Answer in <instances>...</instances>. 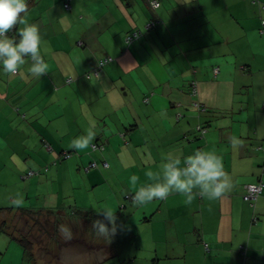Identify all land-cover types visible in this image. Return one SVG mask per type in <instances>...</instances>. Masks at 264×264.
I'll use <instances>...</instances> for the list:
<instances>
[{"label": "crops", "instance_id": "crops-1", "mask_svg": "<svg viewBox=\"0 0 264 264\" xmlns=\"http://www.w3.org/2000/svg\"><path fill=\"white\" fill-rule=\"evenodd\" d=\"M259 1L162 0L153 11L146 0H78L70 14L60 0L30 6L27 19L40 26L46 41L41 54L48 74L31 77L30 60L16 76L0 66V174L19 180L23 172L42 171L57 151L53 144L51 151L45 148V141L58 146L89 131L91 143L124 140V149L133 147L141 159L126 166L140 167L133 174L136 185L125 180L133 193L152 183L146 173L160 171L168 153L214 152L233 190L216 200L197 196L191 204L179 194L142 207L131 204V210L125 204L120 222L126 227L117 234L133 236L134 242L117 247L113 240L105 261L264 264V190L255 211L244 198L246 185L264 184V0ZM150 20L160 23L147 31ZM138 28L140 38L127 43ZM107 56L113 60L94 72ZM229 137L240 144L234 147ZM90 149L80 150L79 166L90 163ZM98 167L89 179L105 172ZM49 172L48 184L60 168L50 177ZM36 181L43 178L30 184ZM142 237L151 238L153 247L138 246Z\"/></svg>", "mask_w": 264, "mask_h": 264}, {"label": "rangeland", "instance_id": "rangeland-1", "mask_svg": "<svg viewBox=\"0 0 264 264\" xmlns=\"http://www.w3.org/2000/svg\"><path fill=\"white\" fill-rule=\"evenodd\" d=\"M97 139V138H96ZM122 139V138H121ZM72 141L68 139H63L61 143L56 146L55 142H49L53 144L57 150L55 155L52 157L53 161L50 165V172L46 175L49 177L52 173H55V167L58 163L60 172L57 175L55 182L48 184L47 182L36 181L33 184V187L29 188L28 184L21 181L14 183L15 180L11 179L12 175L10 174H0V180L11 179L9 184L5 186L0 184V208L4 205H10L12 199L19 198L17 194L21 196H26L29 192L31 196L35 197L33 203H41L44 200L53 203L59 202H69L67 203L66 208L76 207V210H85L88 213L89 219L91 221L97 219L96 211H99L101 208H110L114 213L118 214L119 218L117 223L120 222V217L125 219V209L123 206L128 205V210L132 209V203L127 199L129 194H134L133 192L126 190L125 180L131 177L133 174L138 171L140 168L136 166L133 169L126 168L128 165H133L135 161L138 163L141 161L138 155L134 152L133 147L126 146L130 150L124 149L121 145H124V140H103L101 142H94V148H91V151L87 152L89 162L96 163V166L89 165V163L79 166L78 159L80 158V150H72L74 157L63 158L61 155V150L67 149L71 145ZM52 147V146H51ZM56 160V163L54 164ZM102 160L106 162L108 169L105 164H102ZM78 163V164H77ZM97 164L104 169V173L99 175L96 179H89L88 175L91 171L97 168ZM99 168V167H98ZM8 169L11 170V167L8 166ZM37 177V176H36ZM13 199V200H14ZM120 201V202H118ZM62 203V204H66ZM125 205V206H126ZM119 212H116L118 208ZM32 218V217H31ZM44 222L42 219L41 223ZM74 224H77L75 221H72ZM33 223V220H32ZM31 224V223H30ZM22 233H26L25 225L21 226ZM44 230L52 231L50 224H44ZM71 228L70 235L62 236L58 232V243H55V240L51 236H45L44 232L39 231L33 232L32 235H29V239L35 242L36 245L43 246L44 248L54 250L53 254H48L45 251L42 253V256L46 261L54 262L53 264H122L113 262L111 260H106V246L108 245V240L105 238H99L95 235L91 229L90 224H85V230L82 232V226L79 223V226ZM75 229L77 231H75ZM79 230V231H78ZM148 230H143L142 235L146 236ZM117 247H126L127 244L134 242V237L129 235H124L119 233L115 236V239L112 238V241ZM151 238L142 237L138 240V246L142 248H152L153 243ZM58 244V245H57ZM9 245L8 237L0 235V249L5 252L2 257L0 255V261L3 260L5 264H21L22 259V249L15 243L14 246L7 248ZM38 247V246H37ZM241 248L244 246H240ZM243 249V248H242ZM121 254L126 253L120 251ZM17 256V257H16ZM141 256V254H140ZM61 257V261L52 259H58ZM153 259H155L153 257ZM2 264V263H0ZM35 264H39L36 262ZM126 264H132L131 262ZM135 264H148L141 261H136Z\"/></svg>", "mask_w": 264, "mask_h": 264}, {"label": "clouds", "instance_id": "clouds-1", "mask_svg": "<svg viewBox=\"0 0 264 264\" xmlns=\"http://www.w3.org/2000/svg\"><path fill=\"white\" fill-rule=\"evenodd\" d=\"M28 11L27 0H0V66L6 74L16 76L22 74L30 58L28 74L41 79L48 74L49 67L41 54L46 41L40 26L29 23ZM92 138L93 133L89 131L74 139L70 146L76 150L87 149L92 146ZM229 142L234 147L240 144L235 137H229ZM102 164L107 166L105 161ZM89 165L96 166V163L91 162ZM146 175L152 183L139 187L134 194L127 196L134 207L145 206L156 199L166 200L176 194L185 197L186 204H191L197 196L216 200L229 194L235 187L232 178L224 170L222 157L205 150H197L189 156L168 153L161 170L155 173L149 171ZM138 180L135 175L131 177L133 185ZM17 196L19 198L12 202L19 207L23 197L20 194ZM96 214L99 218L91 222V229L99 238L111 241L118 230L126 227L123 222L117 223L119 218L110 208H101ZM57 230L62 236L71 234V228L67 225L61 224Z\"/></svg>", "mask_w": 264, "mask_h": 264}, {"label": "trees", "instance_id": "trees-1", "mask_svg": "<svg viewBox=\"0 0 264 264\" xmlns=\"http://www.w3.org/2000/svg\"><path fill=\"white\" fill-rule=\"evenodd\" d=\"M40 0H27L28 2V6L30 8L31 7H36L39 4ZM47 4V6H52L55 4V0H44ZM62 3V9L63 12L66 13H73L75 10H78V8L76 7V1L78 0H60ZM150 9L155 11L157 10L161 5H162V0H157L159 2V6L154 8L151 3L150 0H146ZM251 3L253 4H257V3H261L259 0H251ZM262 9H264V3L261 5ZM81 14V12H79ZM81 17V15L79 16ZM160 23V21L157 20H150L148 23L145 24L144 29H146L147 31L149 30H153L156 28V26ZM261 25L264 24V19L261 20ZM22 27V26H21ZM260 33L264 34V28L262 26V29L260 30ZM142 35V30L140 28L138 29H134L132 30L127 36H126V41L127 43H131L133 41H135L136 39L140 38V36ZM129 39V40H128ZM30 60V58H29ZM113 59L110 56L104 57L103 59L99 60V63L104 62L103 66L110 63V61H112ZM99 63L96 66V68L94 69V72H98V70L100 71V69L103 67H99ZM99 73V72H98ZM94 74V73H93ZM67 81V79H66ZM67 83H71V79H69V81H67ZM56 121V120H55ZM60 121L63 122L62 118H60ZM57 122V121H56ZM53 124H57L52 122ZM95 143H91V145L93 146ZM43 146L45 148H47L49 151L52 150V147L50 146V144L45 141ZM90 147V148H94V147ZM69 150H61V155L63 156V158L66 157H74L72 154V150H75L74 148H72L70 145L68 146ZM264 150V149H263ZM91 151V149H90ZM57 152V151H56ZM55 152V153H56ZM77 152V151H76ZM56 163V160L54 162V164ZM50 165L51 163L45 165L41 170H29L27 172H23L21 173V175L18 177L19 180H15L14 183H17L19 181H21V179L23 180L24 183H26V185L28 184V187L31 188L33 187V184H30V180L34 177H42L43 181L40 182H46L47 180L44 179L45 176V172H48L50 170ZM57 166L58 163H57ZM264 167V165H263ZM262 167V169H263ZM33 171L34 174L31 176L30 172ZM49 180V179H48ZM0 182H5L4 180L0 181ZM263 183V182H262ZM253 184H259L257 183H253ZM264 190V189H263ZM263 191L261 192V194L259 195V197L262 195ZM246 194V192H245ZM23 197V203L17 207L16 205L10 204L9 206H4L3 208H0V214L7 216V215H12L13 218H10L8 221H6L5 219L2 220L0 219V235H4L6 237H8L9 239V245H8V249L9 246L11 244H17L21 249H22V263L21 264H35L36 262H38L39 264H53L54 262H51V259H49L50 262L44 260L42 253L45 251L48 252V254H53L54 250L52 249H48V248H44L43 246L40 245H36L35 242H33L32 240L29 239V235H32L34 231H39V233H41L40 231L44 232L45 236H51L53 240H55V243H59L58 241V226L63 224V225H67L69 227H78L79 223L81 224L82 228L79 229L82 232L85 230V224H90L91 226V219H89L88 213L82 209L81 210H76V207H69L66 208L67 203L69 202H59L57 203H53V202H48L46 200H44L43 202H34L33 203V199L35 197L31 196L30 193L28 192L26 194V196H22ZM259 197L257 198V200L255 201L254 205H251V203L249 202V205L251 208L254 209L256 208V203L259 199ZM62 203H66V204H62ZM31 206V207H30ZM121 209V208H120ZM255 215V214H254ZM32 217V218H31ZM99 217H97L98 219ZM42 219H44V222L41 223ZM33 220V223H32ZM72 221H75L77 224H74ZM258 221V218L255 216L253 221H251V223L253 222V224H255ZM31 223V224H30ZM44 224H50L52 227V231H48V230H44L43 226ZM25 225L26 229V233L24 234L22 233L21 229L23 226ZM78 230V231H79ZM75 231H77L75 229ZM108 240V239H106ZM112 239L111 241L108 240V245L110 246L112 243ZM57 244V245H58ZM38 246V247H37ZM108 246V247H109ZM207 252H210V249L207 245H205ZM240 249V248H239ZM243 250V249H241ZM5 252H3L2 249H0V255L2 257V255ZM17 257V256H16ZM55 260H59L61 261V257H59L58 259H52V261ZM112 261V259H110ZM121 261V259H120ZM0 263L5 264L2 261H0Z\"/></svg>", "mask_w": 264, "mask_h": 264}, {"label": "built area", "instance_id": "built-area-1", "mask_svg": "<svg viewBox=\"0 0 264 264\" xmlns=\"http://www.w3.org/2000/svg\"><path fill=\"white\" fill-rule=\"evenodd\" d=\"M151 5L156 8L159 6V2L157 0H150ZM264 25V24H263ZM129 40V39H128ZM104 62L99 63V67L103 66ZM214 73H219V68L214 69ZM197 92V85L196 83H193V93L196 95ZM263 173H264V167H263ZM34 172H30V175L32 176ZM246 194L245 199L248 200L251 205H254L255 201L261 194L264 188V184L262 182H259V184H248L246 185Z\"/></svg>", "mask_w": 264, "mask_h": 264}]
</instances>
